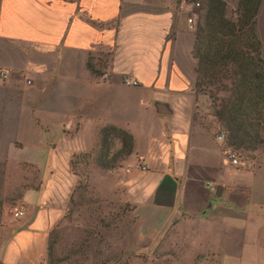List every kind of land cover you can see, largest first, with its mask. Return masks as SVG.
Listing matches in <instances>:
<instances>
[{"label":"crops","instance_id":"obj_1","mask_svg":"<svg viewBox=\"0 0 264 264\" xmlns=\"http://www.w3.org/2000/svg\"><path fill=\"white\" fill-rule=\"evenodd\" d=\"M190 14L189 0H0V69L11 70L0 77V166L41 171L1 210L0 264H45L77 182L72 155L107 124L131 132L134 152L114 169L92 165L89 181L132 207L140 264H264L261 181L225 157L211 100L195 91ZM136 160L148 169L125 172Z\"/></svg>","mask_w":264,"mask_h":264},{"label":"trees","instance_id":"obj_2","mask_svg":"<svg viewBox=\"0 0 264 264\" xmlns=\"http://www.w3.org/2000/svg\"><path fill=\"white\" fill-rule=\"evenodd\" d=\"M262 2L238 0L234 16L229 17L225 0H190L191 13L197 16L192 47L195 91L210 97L212 115L219 132L225 134V147L235 150H264V57L256 30ZM87 67L94 75L102 74L90 57ZM97 136L93 153L75 156L92 158L97 167L109 170L134 152L135 141L127 129L107 124L99 128ZM53 230L46 261L53 257Z\"/></svg>","mask_w":264,"mask_h":264},{"label":"rangeland","instance_id":"obj_3","mask_svg":"<svg viewBox=\"0 0 264 264\" xmlns=\"http://www.w3.org/2000/svg\"><path fill=\"white\" fill-rule=\"evenodd\" d=\"M225 1L227 16H234L238 0ZM256 20L264 57V3ZM100 70L103 72L104 68L101 66ZM220 95L226 96L227 93ZM95 150L96 146L88 152ZM235 151L248 162L246 171L257 172L256 176L261 181L259 193L264 196V150ZM78 153L72 155V171L77 176L75 190L66 213L52 232L53 257L50 261L45 260V264H140L142 253L138 247H134L138 242V230L132 207L103 196L89 181L91 167L96 166L93 159L83 160L75 156ZM40 184L41 171L37 166H0V213L3 206L11 208L17 205L24 189L39 187ZM259 222L264 224V214ZM250 233L252 235L253 232Z\"/></svg>","mask_w":264,"mask_h":264},{"label":"built area","instance_id":"obj_4","mask_svg":"<svg viewBox=\"0 0 264 264\" xmlns=\"http://www.w3.org/2000/svg\"><path fill=\"white\" fill-rule=\"evenodd\" d=\"M187 23H188V27L190 29H195L196 20H195V15L193 13L188 15ZM10 74H11V70H9L8 68H1L0 69V77L3 80L7 79ZM109 76H110L109 72L107 70H104L102 72V74H100L99 79L102 81H106L109 79ZM123 83L125 85H129V86H137L139 84V82L136 79L129 77V76H126L123 78ZM217 139L222 141V142H225V134L223 132H219L217 135ZM223 154L228 159V161L231 164H233L234 166L241 167L244 169H246V167L249 166L248 162L246 160L242 159V156L240 155V153L235 151V150H231V149H228L227 147H225L223 149ZM147 169H148V165L146 162H144L142 160H136L132 163L131 166L125 168V172L128 173L131 170L144 171ZM24 213H25L24 208L20 207L13 212V217H15V218L20 217V216L24 215Z\"/></svg>","mask_w":264,"mask_h":264}]
</instances>
